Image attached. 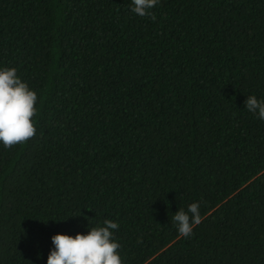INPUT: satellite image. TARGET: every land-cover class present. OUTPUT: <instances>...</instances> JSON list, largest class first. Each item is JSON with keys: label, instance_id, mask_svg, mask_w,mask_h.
I'll return each instance as SVG.
<instances>
[{"label": "trees", "instance_id": "16d2710c", "mask_svg": "<svg viewBox=\"0 0 264 264\" xmlns=\"http://www.w3.org/2000/svg\"><path fill=\"white\" fill-rule=\"evenodd\" d=\"M131 7L0 0V70L37 94L35 136L0 144V264L105 220L122 264H264V0Z\"/></svg>", "mask_w": 264, "mask_h": 264}, {"label": "clouds", "instance_id": "9594fccd", "mask_svg": "<svg viewBox=\"0 0 264 264\" xmlns=\"http://www.w3.org/2000/svg\"><path fill=\"white\" fill-rule=\"evenodd\" d=\"M131 11L139 17L150 16V11L159 0H131ZM37 94L17 76L15 68L0 70V144L11 149L26 143L36 134L33 117L37 114ZM245 108L264 121V100L247 96ZM200 204L192 203L187 211L180 209L172 218L179 235L188 238L193 226L201 223ZM191 214V215H189ZM119 224L105 220L104 226L90 228L87 235L77 234L74 238L57 234L52 237V250L47 264H122L118 254L120 244L114 241L113 230Z\"/></svg>", "mask_w": 264, "mask_h": 264}]
</instances>
